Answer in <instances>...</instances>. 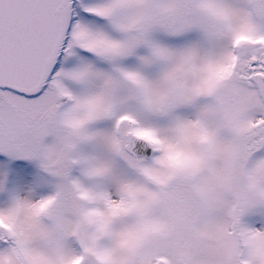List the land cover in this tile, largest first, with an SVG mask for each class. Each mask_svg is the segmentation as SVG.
Instances as JSON below:
<instances>
[{
	"label": "snow or ice",
	"instance_id": "obj_1",
	"mask_svg": "<svg viewBox=\"0 0 264 264\" xmlns=\"http://www.w3.org/2000/svg\"><path fill=\"white\" fill-rule=\"evenodd\" d=\"M0 264H264V0H0Z\"/></svg>",
	"mask_w": 264,
	"mask_h": 264
}]
</instances>
